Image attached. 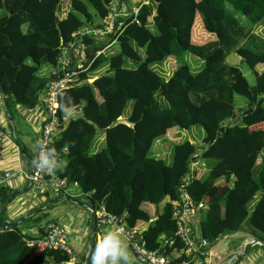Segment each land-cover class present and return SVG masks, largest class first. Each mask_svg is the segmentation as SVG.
I'll return each instance as SVG.
<instances>
[{
    "label": "trees",
    "instance_id": "trees-1",
    "mask_svg": "<svg viewBox=\"0 0 264 264\" xmlns=\"http://www.w3.org/2000/svg\"><path fill=\"white\" fill-rule=\"evenodd\" d=\"M64 1L0 0V83L8 111L12 104L33 111L50 79L39 75L41 66L52 68L60 46L75 31L87 24L102 27L110 4L124 0H69L66 9ZM146 1L137 15L139 24L129 23L119 36L118 52L99 56L90 69L106 62L108 68L91 83L59 93L58 116H65L62 97H70L79 118L68 117L51 144L64 161L57 174L76 182L81 193L90 195L91 205L103 204L128 228L141 230L155 218L142 234L146 247L160 248L179 262L185 256L179 253L183 244L175 236L171 203L190 165L212 160L207 176L187 187L196 206L201 205L199 236L210 249L247 224L264 238V37L254 30L264 22V0ZM198 28L211 39L201 43ZM83 40L89 58L103 48L95 39ZM185 54L200 60L201 67L193 71ZM170 58L177 65L164 79L152 66ZM242 63L251 70L253 85L240 71ZM235 96L246 104H236ZM192 126L202 128L203 148L185 140L172 147L170 162L149 156L168 130ZM100 131L104 147L95 152ZM70 142L74 146L62 152ZM20 148L32 158L26 147ZM10 184L0 189V264L69 263L60 250L28 243L45 234L43 225L49 222L41 218L47 203L33 206L18 228L3 229L9 223L3 199L13 191ZM259 192L261 198L249 211L247 205ZM26 221L36 224L22 229ZM163 240L172 245L161 248ZM73 250L77 264H83V247Z\"/></svg>",
    "mask_w": 264,
    "mask_h": 264
},
{
    "label": "built area",
    "instance_id": "built-area-1",
    "mask_svg": "<svg viewBox=\"0 0 264 264\" xmlns=\"http://www.w3.org/2000/svg\"><path fill=\"white\" fill-rule=\"evenodd\" d=\"M144 4H147L146 0H124L111 3L109 14L102 27L84 25L72 34L71 41L60 46V55L48 75L49 81L40 94L39 107L44 111V114L39 122V131L34 140V156L30 160L29 169L25 166L26 156L21 151L15 135L13 134L11 137L0 127V189L9 185L15 176L22 175L30 185V189L55 197L74 198L76 193L72 189H79L76 182H70L67 178L60 177L57 171L50 175L39 172L32 167L31 161L37 155L36 143L39 140L41 146L46 144L51 147L55 134L68 118L66 116L60 118L57 114L59 93L65 89L79 87L84 83H91L94 78L98 77L96 75L99 69L94 71L90 69L94 60L113 48L129 23L139 24L137 15ZM85 37L95 39L103 45V48L91 58L88 57V46L83 40ZM82 75L86 77L82 78ZM76 113L78 111L75 110L74 115ZM9 150L10 152H8ZM9 154L10 156H8ZM196 165V163L190 165L188 173L181 179L178 188L180 195L177 200L171 203L172 218L176 225L175 236L183 244L179 253L185 256V259L179 262H175L160 248L148 249L140 231L126 227L122 219L108 212L103 204L86 206V210L93 216L97 226L106 230L111 227V222L114 221L124 229L130 251L138 264H214L219 256L212 254V248L209 249L207 242L199 236L197 231L198 206L187 191L191 182L199 179L194 173L198 169H195ZM80 194L85 197L90 196L81 192ZM3 229L10 230L7 226ZM68 235L65 225L59 222H50L47 224L43 236L28 241V243L43 246L50 250H60L69 257L70 264H77V257L68 240ZM161 242V248L167 244L172 245V241L163 240ZM231 264L245 263L235 259Z\"/></svg>",
    "mask_w": 264,
    "mask_h": 264
},
{
    "label": "rangeland",
    "instance_id": "rangeland-1",
    "mask_svg": "<svg viewBox=\"0 0 264 264\" xmlns=\"http://www.w3.org/2000/svg\"><path fill=\"white\" fill-rule=\"evenodd\" d=\"M67 4H69V0L64 1L63 3L64 9L68 8ZM254 30L255 32H257L258 34L264 37V22L262 25H260ZM197 33H200L201 38H203L201 40V43H204L207 39H211V36L205 31H202V29L200 30V28L197 29ZM212 37L214 38V36ZM118 50H119L118 43H115L113 48L109 50L108 52H106L105 55L109 56L112 53L113 54L115 52L117 53ZM183 58H184V61H186L187 64H189V66L191 67L193 71L198 70L199 68L197 69V65L202 63L200 60L195 59L190 54H185ZM176 65H177L176 60H174L173 58H170V59L165 60L161 64L153 65L152 70L156 72L157 74H159L164 79H168L170 75L172 74V72L174 71ZM108 66L109 64L107 62L104 63L102 67L99 68V70L97 71L96 76H99L100 74H102L108 68ZM51 69L52 68L50 66L43 65L40 68L39 75H41L42 77L48 76ZM239 69L242 72V74L246 77L249 84L253 85L254 77L251 73V70L248 68V66L242 63L239 65ZM97 98L100 99L98 96ZM235 103L238 105L242 103V105H244L246 104V100L243 97L235 96ZM39 105L33 111H26L24 108L18 107L15 104H12L10 107V110L8 111L6 106L2 102V98L0 99V127L3 128L11 137H13V133H14L20 145L25 146L31 155L34 154V144H33L34 132L31 127L33 123L32 120L36 118L37 122L38 121L40 122L44 114V111L40 109ZM129 110H130V104L128 106V111ZM7 112L12 114V117H13L12 122L9 121L7 117ZM203 137H204L203 130L199 126H192L189 129H182L179 127H174L170 129L169 131H167L166 135L163 138L159 139L160 141H156L153 144V148L149 152V156L153 158L163 159L167 162H170L172 147L175 144L181 143L185 140L189 142L192 140L193 143L199 149H201L204 147ZM160 145L164 146V149H165L164 152L159 151ZM103 147H104V134L102 131H100L98 134L97 142L94 147V151L96 152ZM202 162L205 164V168H204L205 171H203L200 176L201 163H199L198 166L195 167V169L196 168L198 169L194 172L197 177L200 176V179H202L201 177L205 176L208 173L206 171L208 168L207 164H212L213 161L206 160L205 162V160H202ZM19 177H22V175H17L14 177V179L19 178ZM22 179H23L22 180L23 183L25 184V187L27 188L28 182H26L23 177ZM43 194H46V193H40L37 190L29 189L24 194H18L12 198H4L3 206H4V209H6L4 216H7V221L8 222L15 221L17 218L21 216V213H22L23 219L18 221L21 224V222H24L23 220L29 216V212L33 208V206L39 205V204H45V203H47L46 205L47 210L45 211L46 213H45L44 218H41L42 223H44L45 221L47 223L48 220H52L55 217H58L59 215H61V213L72 212L75 209L83 211V208H79L73 205L72 203H69L66 201H61V200L57 201V199H54L51 195H49L48 198H44ZM51 201H54V204L51 203ZM25 205L27 206L25 207ZM163 205L164 203H161L159 205L160 210H162ZM150 211L152 213V211H154L153 208H150ZM35 224L36 223H34V221H26V223H23L21 225V228L25 229L26 227H30ZM43 228L46 229V225L45 226L43 225ZM248 229L249 228L245 226V228L244 229L242 228L239 232L230 234L226 239L219 240L215 245V249L220 252L223 249H227V244H230L232 246L233 245L232 243L234 242H236V244L241 243L243 238L247 234ZM102 230L103 232H105V228H102Z\"/></svg>",
    "mask_w": 264,
    "mask_h": 264
},
{
    "label": "crops",
    "instance_id": "crops-1",
    "mask_svg": "<svg viewBox=\"0 0 264 264\" xmlns=\"http://www.w3.org/2000/svg\"><path fill=\"white\" fill-rule=\"evenodd\" d=\"M201 65H202V63L198 64L197 69L200 68ZM0 99H1V96H0ZM32 122L33 123L31 125V127H32V130L34 132V140H35V137L39 131L40 124H39V121L37 122L36 118L33 119ZM34 140H33V144H34ZM157 141H160V140H157ZM164 150H165L164 146L160 145L159 151L164 152ZM8 152H10V150ZM8 156H10V154ZM199 163H201V172H200V176H201V173L203 171H205V169H204L205 164L202 162V160H199L198 162H196V164H197L196 166H198ZM25 166L28 169L30 168V159L28 157H26ZM207 166H208V168L206 171L208 172L210 164H207ZM207 174L205 176H202L201 178L204 179L207 176ZM200 176H199V178H200ZM22 180H23L22 177H19V178L14 179L13 181H11L10 182L11 188L13 190H19V189L26 188L25 184L23 183ZM72 191L76 193L74 198H67V197L60 198V197H55L52 195L51 196L54 199H57V201H59V200L66 201V202L72 203L73 205H75L79 208H83V211L75 209L72 212L61 213V215H59L58 217H55L52 220H48V222L49 223L50 222H59V223L65 225L67 227V230L69 233L68 240L71 244V247L73 248L75 245H81L83 247L84 253H86V251L88 249V245H89V243H91V239L94 240V244H93V246H94L95 243L97 242V240L101 236H103L104 233H103V230L100 226H97L96 232L93 233V220H94V218L86 210V206L91 205L88 201V197L82 196L77 188L72 189ZM260 198H261V193L259 192L255 195L253 200H251L249 202V204L247 205V208L249 211L254 207V205L256 204V202ZM51 203L54 204V201H51ZM35 204H37V203H35ZM26 206L27 205H25V207ZM54 214H56V213H54ZM21 216H23L22 213H21ZM245 226L248 227V225L246 224V225H244L243 229L245 228ZM77 228H79L80 231ZM249 229L247 230V234L246 235L244 234L245 237L243 238L241 243L237 242L238 244H236V242H234V243H232L233 244L232 246L230 244H227V249H223L220 252L217 251L215 249V246H214L211 249V253L219 256V259L217 261H215L214 264H223L226 259L232 257L233 255H235L239 252H242L246 243L251 241V239H253L254 237L264 239L262 236H260L259 234L255 233L251 229L250 230ZM229 235H226V238ZM239 260L245 264H264V246L261 244H256V245L250 247L249 249H247V251L244 253V255L239 257ZM47 264H51V263L47 262ZM135 264H138V263L135 262Z\"/></svg>",
    "mask_w": 264,
    "mask_h": 264
},
{
    "label": "clouds",
    "instance_id": "clouds-1",
    "mask_svg": "<svg viewBox=\"0 0 264 264\" xmlns=\"http://www.w3.org/2000/svg\"><path fill=\"white\" fill-rule=\"evenodd\" d=\"M62 99L65 102L60 105V109L65 116L69 118H79L74 117L75 108L72 104L71 98L62 97ZM71 146H74V142L66 143L61 151L68 152ZM36 148L37 155L31 161V165L37 171L51 175L64 165V161L61 159L60 153L55 147L50 148L46 144L41 146V142L38 140ZM199 208L200 207L198 206V210ZM224 238L226 239V235L223 236L222 239ZM89 247H92L91 243H89ZM88 259L90 264H135V257L130 251L129 241L124 233V229L114 221L111 222V227L105 230L104 235L97 240L94 248L89 253Z\"/></svg>",
    "mask_w": 264,
    "mask_h": 264
},
{
    "label": "water",
    "instance_id": "water-1",
    "mask_svg": "<svg viewBox=\"0 0 264 264\" xmlns=\"http://www.w3.org/2000/svg\"><path fill=\"white\" fill-rule=\"evenodd\" d=\"M0 94H1V97L3 99L7 98V92H6V90L4 89V87L2 86L1 83H0ZM7 117L9 119V121H11L9 113H7ZM190 143H193V141L191 140ZM29 189H30V185H28L26 189L12 191L8 195H6L4 198H12V197H14V196H16L18 194H24ZM199 207H201V205H199ZM154 220H155V218L154 219H150L147 222V224L140 230V234H143L144 232H146L148 230L150 224ZM19 225H20V222H11V223H8L7 227L10 228V229H14V228H18ZM96 229H97V223H96V221L94 219L93 220V233L96 232ZM256 244H261V245L264 246V239H261V238H258V237H254L253 239H251V241L246 243V245L244 246L242 252H239V253L233 255L224 264H231L232 261H234L235 259H237V258L241 257L242 255H244V253L247 251V249H249L250 247H252V246H254ZM90 251H91V248L88 247V249H87V251L85 253L83 264H87ZM67 264H70V263H67Z\"/></svg>",
    "mask_w": 264,
    "mask_h": 264
}]
</instances>
